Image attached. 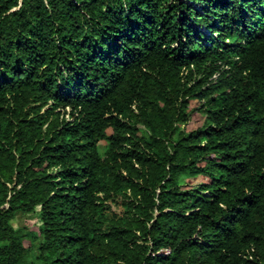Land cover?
<instances>
[{"label":"trees","instance_id":"obj_1","mask_svg":"<svg viewBox=\"0 0 264 264\" xmlns=\"http://www.w3.org/2000/svg\"><path fill=\"white\" fill-rule=\"evenodd\" d=\"M0 264H264V0H0Z\"/></svg>","mask_w":264,"mask_h":264},{"label":"rangeland","instance_id":"obj_2","mask_svg":"<svg viewBox=\"0 0 264 264\" xmlns=\"http://www.w3.org/2000/svg\"><path fill=\"white\" fill-rule=\"evenodd\" d=\"M199 106V103L197 101H192L190 109L197 108ZM203 124V119L199 114H194L192 117V121L188 125L189 129H196L200 127ZM205 179L200 177L195 180H190L189 184H197ZM13 225L16 229H26V230H32L35 231L39 227V222L37 219L36 214H19L17 218L14 220ZM26 247H31V241L29 239H26L24 241Z\"/></svg>","mask_w":264,"mask_h":264}]
</instances>
